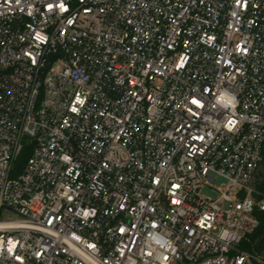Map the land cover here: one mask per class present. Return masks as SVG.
<instances>
[{"label": "built area", "instance_id": "built-area-1", "mask_svg": "<svg viewBox=\"0 0 264 264\" xmlns=\"http://www.w3.org/2000/svg\"><path fill=\"white\" fill-rule=\"evenodd\" d=\"M263 152L264 0H0V264H264Z\"/></svg>", "mask_w": 264, "mask_h": 264}, {"label": "trees", "instance_id": "trees-1", "mask_svg": "<svg viewBox=\"0 0 264 264\" xmlns=\"http://www.w3.org/2000/svg\"><path fill=\"white\" fill-rule=\"evenodd\" d=\"M29 153V147H23L17 158L18 168L23 166ZM253 185L257 191V193H255V199L259 200L264 195V152L261 165L255 174ZM254 214L258 218V225L254 232L249 236V239L242 242V247L250 252L264 255V210L259 209L256 205L254 208Z\"/></svg>", "mask_w": 264, "mask_h": 264}, {"label": "rangeland", "instance_id": "rangeland-1", "mask_svg": "<svg viewBox=\"0 0 264 264\" xmlns=\"http://www.w3.org/2000/svg\"><path fill=\"white\" fill-rule=\"evenodd\" d=\"M202 192L204 194H207V195H214V192H211L208 188H204L202 190ZM3 217L4 218H13V217H15V215L9 213V214H4Z\"/></svg>", "mask_w": 264, "mask_h": 264}]
</instances>
